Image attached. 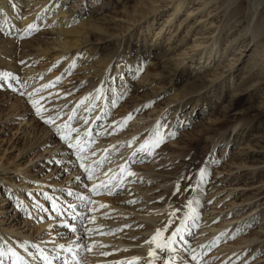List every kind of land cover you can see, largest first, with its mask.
Returning a JSON list of instances; mask_svg holds the SVG:
<instances>
[{
    "label": "rangeland",
    "instance_id": "rangeland-1",
    "mask_svg": "<svg viewBox=\"0 0 264 264\" xmlns=\"http://www.w3.org/2000/svg\"><path fill=\"white\" fill-rule=\"evenodd\" d=\"M66 1L68 4L74 2V0ZM168 1L88 0L86 14L92 18L93 25L87 36L92 39L89 41L90 43H98L102 49L96 58L87 61L89 63L87 68L77 62L72 65L66 64L62 57L56 55L58 48H54L48 43V40L54 36H50L49 33L44 34L43 30L34 28L30 34H22L26 26L21 25V21L18 22L17 29L5 30L0 26V73L10 74L6 81L0 78V209L4 210L0 213V264H13V261H16L17 264H45L44 255L52 263L64 264L61 261L72 260V255H77L78 248L69 254L56 245L57 241L52 242L53 239H56L55 237L58 238L59 232L54 224L55 220L70 212L68 210L64 213L55 212V207H52L48 202L49 199L55 198L56 200L59 197L55 195L56 191L53 190L55 188L62 189L60 194L74 195L71 198L78 196L87 198L83 201L80 198L77 199L75 202H79L76 205L80 206L79 210L76 213L77 209L71 210V214L66 215L68 220H71V215L76 218L81 215L79 223H75L73 229H88V226L98 227L94 224L102 221L105 222L103 224L105 227L99 230L102 232L100 234L102 236L107 230L108 222L111 219H117L118 224L120 222V224L126 225L122 228L125 233L130 234L138 231V234H134V240L137 242H140L141 236L145 234L144 231H139L141 229L139 223L148 221L140 219L139 213L137 215L136 213H134L135 215L129 214V208L134 206L136 209L137 207L136 210L143 213L145 207L158 209L164 203L170 206L171 209L167 210L168 212L163 209L154 211L155 213L169 214L170 212L172 214L167 217L172 219V222L167 226V229H164L162 239L171 236L173 229L183 225L182 234L180 232L174 238L172 246L174 250L170 251L164 247L160 248L159 256L157 254L148 256L150 260H155L154 264H165V261H170V264H264V247H252L255 242H264V2L257 0H187L180 12L173 16L174 20L164 22L167 15L171 13L172 5H168ZM153 7H157V10L148 13L145 18L135 21L138 18V8L152 10ZM227 12H232L233 15H229ZM225 20H228L231 26L228 25L219 33L216 25L225 23ZM180 23L182 24L180 25ZM126 25H130V28L126 29ZM161 27H163L162 31L156 35ZM189 27L193 28L187 31ZM169 30L173 33L170 34ZM255 32L257 33L255 34ZM122 36L130 39L134 55L137 57L138 55L135 53L138 48L142 50L144 44L149 46L155 42L157 48L154 44L152 47H148V50L157 65H162L161 53L164 50L172 52L173 55L176 54L177 58L183 57L178 56L181 51H190L192 55L195 54L192 59L186 55L187 57L180 62L179 68H184L186 71L185 79L180 80V77L176 76L172 89L169 87L173 82L171 83L167 79L165 87L169 88L168 95L161 92L155 98L156 100H143L150 90L145 86L139 87L137 79L133 80L130 87L119 83V79H110L111 74L115 75L119 71V68L113 66V61L108 63L105 70L106 81L89 75L98 65L95 62L98 57L103 61L109 57L111 50L121 51L122 46L119 48L118 43L107 47L106 41L116 42V39H120ZM215 38L217 39L216 43L213 42ZM11 40L16 43L14 45L16 59L10 60L15 69H10L7 59L2 58L3 51L12 47ZM5 41L6 43H4ZM196 42H204L205 52L199 54L195 52L196 47L193 46ZM103 50L104 53L100 55ZM26 58L35 60L36 67L44 68L43 76L48 77L49 80L47 87L33 86L35 80L32 79L24 82L26 68L23 67L25 64L23 60ZM90 65L93 69L90 68ZM163 70L167 71L166 68ZM57 77L59 79H56ZM198 77H206L211 82L210 85L192 93H188L190 88L184 90L186 78L192 80ZM48 80L46 79V81ZM117 81L118 83H116ZM43 82L44 80H41L40 83ZM9 83L12 85L11 88L8 87ZM52 83L55 86H51ZM201 92L213 104L203 113H199L201 112L199 110L198 113L193 111L192 115H189L190 105L186 106L183 111L179 112L178 109L176 113H171L175 104L165 107L170 96H177V99L182 96L189 98ZM29 93H32V100H35V96L39 94L37 103H44V109H52L51 115L57 113V116L52 117L53 120L56 119V124L62 121L68 122L71 115L69 123L72 124V129L86 127L90 123L88 129L92 130L93 135L99 139L95 140L100 143L103 140L109 141L113 131L116 136L123 135L124 140L128 138L130 140L135 136L143 137L137 143L132 142L134 145L129 154L121 152L123 148L119 149V146L113 147L111 154L107 153V149L102 151V146L96 147L93 152L102 151L101 156H104V159L107 158L100 169H95L94 177L97 176L96 180L98 181L91 185L87 172L80 167L78 155L74 154L78 150L71 149L69 157H65V154L61 153V147L68 146L69 143L74 144V140L71 141L72 139L69 138L70 140L58 144L55 152H60V154L56 159L52 158L53 155L49 157L51 152L48 153L44 147L54 144V141L50 143L49 140L46 143L45 139L49 134L45 137L44 134L52 127V124H45L36 115L35 109L29 103ZM102 96L103 100H101ZM74 100H76L75 103ZM113 101H115V106H113ZM72 103L74 105L70 109L69 106ZM145 104L148 107H143ZM162 107L165 108L159 114ZM98 108L97 114L94 115V111ZM157 112L158 114H156ZM129 113H132V118L125 122V117ZM23 115L26 119H22ZM64 116L66 118L62 120L61 117ZM214 116L224 122L223 129H227L226 136L228 138L220 140L223 129L213 128L216 123L212 125L210 117ZM184 117L186 119H182ZM92 118L93 120H91ZM28 119L31 120L30 123H27ZM149 122L154 124L152 128ZM245 122H250L254 128L249 132H244L242 142L233 143V135ZM120 123L124 132L119 131ZM24 129L26 132L23 131ZM135 129H137V133L129 135L128 130ZM52 133L53 136L50 137L54 139L55 129ZM157 133L162 140L158 145L152 146V152V147L150 150L148 149L149 152L148 150H138L144 140H148L150 137L156 139ZM227 139L230 141L226 146ZM112 144L114 143L112 142ZM89 146L90 144H88ZM93 146L94 144H92ZM34 147L36 151L33 152ZM37 154H41V156L38 157ZM119 156L124 159V162L131 165L129 171L137 174H141V170L144 172L147 170L158 171L157 179L159 180L147 179L143 175L126 177L125 174L123 176L125 180L120 178L123 181L121 183L120 180H114L120 177V175L116 176V172L114 177L109 178L111 181L105 182L106 188H100L93 192L92 186L104 182L109 175V173L101 174L106 172L108 167H115L118 164L115 162L107 167L105 165ZM31 158L33 160L30 162ZM239 161H245L251 166L238 167L237 162ZM88 163L91 165L93 160ZM18 168L26 169L35 179L16 172ZM219 168L225 172L222 170L218 172ZM201 169L205 170L203 178H201ZM222 173H225L224 178L234 179L231 181L232 185H228L220 191V195L225 194V196L217 201L215 197L218 196L210 198V195L217 187L214 185H217L218 180H221ZM85 174L87 177L83 176ZM161 177H166V180L162 181ZM225 183L230 182L226 180ZM238 183L240 185L235 186ZM26 184L31 186L28 188ZM134 184H137L136 192L126 188L134 187ZM177 185H179L178 189ZM233 186V191L229 192ZM141 188L148 189V195L151 197L148 199L145 196L142 197V193L139 191ZM21 197L24 198L22 201ZM108 197H111L114 205L120 204L121 208L119 205L105 209V206L102 207L105 203L96 202L98 199L105 200ZM61 200L62 203L65 202L63 199ZM141 201H149L150 206L142 204ZM189 201L192 202L191 208L195 209V213L190 212L187 207ZM233 201L238 204L234 208L244 206L245 209L237 211L229 206L226 207ZM75 202H70V204ZM179 202L182 203V206L175 207V204ZM159 205L160 207H158ZM31 206L33 207L31 208ZM114 209L116 210L113 211ZM179 210L181 213H178L177 216ZM247 210H251L250 213H246L239 220L231 221V223L224 220L222 223L223 219H229L237 214H245ZM121 212H124L125 217L121 216ZM126 216H133L136 219L125 221L123 219H127ZM209 222H212L213 225L221 224L222 227L218 233L210 235L205 240L206 242L211 239L212 244L210 245L209 241L206 247L202 248V243L200 245L199 241L197 242L200 236L197 237L198 233L195 228L210 226ZM179 224L182 225L179 226ZM233 224L236 226L234 229L230 228ZM187 227L189 229H186ZM207 230L210 231L205 229L204 232L207 233ZM8 231H11V241H17L28 251V256L24 255L23 250L13 251L17 245L9 243L5 239V234ZM19 232H21L20 235ZM27 233H30L35 239L38 238L40 244H36L33 238L24 239L23 235ZM69 234L72 235V232ZM125 235L127 234H124L123 237H126ZM93 238L89 242L93 244L94 240L93 245L101 241ZM79 244L84 246V241ZM114 244V242H110V245ZM138 245L142 246V244ZM38 246L39 248H37ZM154 246L157 247L156 243ZM233 247L234 249L231 250L230 248ZM243 247H245L244 251L240 250ZM93 248L99 249L96 246ZM9 249L12 251L10 252ZM121 249L122 247L116 248L111 254H125L126 251L122 249V252ZM44 250H49L51 253H45ZM95 252L92 250L90 253L93 255ZM198 252L203 256L199 258ZM193 254L196 255V260H192ZM156 256L157 258H155ZM89 258L85 248L78 258L76 257L77 260L82 261V264H90ZM72 263L74 264L73 260ZM132 264L140 263L133 262Z\"/></svg>",
    "mask_w": 264,
    "mask_h": 264
},
{
    "label": "bare ground",
    "instance_id": "bare-ground-1",
    "mask_svg": "<svg viewBox=\"0 0 264 264\" xmlns=\"http://www.w3.org/2000/svg\"><path fill=\"white\" fill-rule=\"evenodd\" d=\"M186 1L187 0H169L168 5H172L171 6V13L169 15H167L164 22H171L172 20H174L175 17H173V16L174 15L176 16L180 12L181 8L185 5V3H187ZM257 1L264 2V0H257ZM254 2L256 4V1H254ZM87 10H88V0H74L73 4H68V2L66 0H0V26H2V28L5 30L17 29V26H18L17 24L19 21H21L22 22L21 25L26 26V28L24 27L25 30L22 34H27V33L30 34L32 29H34V28H36L37 30H43L44 34L49 33L50 36H54V38H52L51 40H48L49 41L48 43L51 44V46H53L54 48H58V52L56 55H59L60 58L62 57L65 60L66 64L72 65L75 62H77L80 65L83 64L82 66L84 68H87L89 66V63H87V61L91 58H96L98 56V52L100 51V49H102V47H100L101 45H99L98 43H90L89 42L92 39H90V37L87 36V34L89 33V30L91 29V27L93 25V20L90 16H87V14H86ZM153 10L156 11L157 7H153L152 10L151 9L149 10V9L138 8L137 9L138 18L135 19V21H138L142 18H145L148 13L154 12ZM22 12H24V13H22ZM227 13H229V15L232 14V12H227ZM29 24H33L35 27L32 28L31 30H29V29H27V25H29ZM181 24L182 23H180V25ZM257 24H259V23L257 22ZM228 25H229V21L225 20V23H223V24L218 23L216 25V29H218L219 33H220ZM229 26H231V25H229ZM125 27H127L126 29H128V28H130V25H126ZM191 28H193V27H189L187 31H190ZM162 29H163V27L160 28V30L157 32L156 35H158L162 31ZM18 31H19V29H18ZM258 32H260V31L258 30ZM169 33L171 34L173 32L169 30ZM256 33L257 32H255V34ZM40 34H41V32H40ZM255 34H254V38L256 37ZM84 36H86V37H84ZM13 40H11L12 47L11 48L8 47L9 48V49L7 48L8 50L7 49L4 50L3 56H2V58L7 59L8 67H10V69H15V67L12 66L14 64L11 65V63H10V60L16 59L15 55H14V51H15L14 45L16 43ZM213 42L216 43L217 39L215 38ZM4 43H6V41ZM117 43H118L119 48L122 46L121 51H118V49L111 50V53L109 52V54H110L109 57L103 59V61L100 60V57H98L97 60L95 61L98 63V65L96 67H94L93 71H91L90 73L88 72V73L91 76H95V78L104 79V81H106L105 70L107 68L108 63L113 61L112 62L113 66L115 68H119V71L115 75L111 74L110 79L111 80H118L119 79L118 80L119 83L125 85V87L126 86L130 87V84H132L133 80L137 79V81H139V82H137L140 85L139 87L145 86V87H148V89L150 90L149 94H147L143 97V100H154L158 95H160L161 92L162 93L165 92V95H168L170 93L169 88L170 89L173 88L172 86L174 84L176 76L180 77L179 78L180 80L185 79L186 71L184 68L183 69L179 68L180 62L183 61L187 57L186 55H188L189 58H191V59L194 58V56H195V54L192 55L190 53V51H183V52L181 51L180 55H178V56H183V57L177 58L176 54L173 55L172 52H170L168 50H164L161 53V58L163 59L162 65L161 64L157 65V63H155L153 61L154 58L152 57L150 51L148 50V47L150 48L154 44H155V47L157 48V44L155 42L152 43L153 45H149V46L144 44V48L142 50H139V48H138L136 53H135L136 55H138V57L134 55V48L130 44V39L126 36H122L120 39L117 38L116 42H110V40H108V41H106V46L108 47V46H111V45L117 44ZM203 44H204V42H198V43L196 42V44L193 46V47H196V49H194V50L197 54L205 52L206 49H205V47H203ZM214 45H216V44H214ZM98 47H99V49L97 50ZM212 51H213V47H212ZM103 53H104V50L101 52L100 55H102ZM23 63H25L23 67L26 68V71L24 72L25 73L24 78H23L24 82L25 81L27 82L31 79L35 80L33 82V86H37V87H45V85H47L49 83L48 77L43 76V74H44L43 69L44 68L42 66L36 67V65H35L36 61L35 60L34 61L28 60L26 58L23 60ZM91 65H90V68L93 69V67ZM163 68H166L167 71L165 72L163 70ZM46 79L48 81H46ZM167 79L169 82H171V83L173 82L169 88L165 87V82ZM41 80H44V82L40 83ZM187 80H188V82H187ZM118 81L116 83H118ZM210 83L211 82L209 80H207L206 77H198V78H195L192 80H191V78H186V81L184 82V85H185L184 90H186L187 88H190V91L188 93L196 92L199 89H203V88L208 87L210 85ZM51 86H55V84L52 83ZM132 86H134V85H132ZM35 97H36L35 98V101H36L37 98L39 97V94H37V96H35ZM103 99H104V97L102 96L101 100H103ZM75 102H76V100H74V103ZM74 103H72L69 106L70 109L73 108ZM173 104H175V106H174V110L171 113H176V111L178 109H179V112L183 111V109L186 106L190 105L191 106V109H190L191 112L189 113V115H192L193 111H196L197 113L199 110H201V112H199V113L205 112L207 109H209V107L212 103L206 97V95L201 92L200 94L192 95L189 98H185V96H182L179 99H177V96L168 97V100L165 103V107H167L169 105H173ZM38 106L41 107V109H42L43 117H45V118L51 117L52 118V117L57 116V113L54 115H51L52 109H44V107H43L44 103L38 104ZM212 106H213V104H212ZM165 107L161 108V110L159 111V114L162 112V110ZM98 110H99V108L94 111V115L97 114ZM68 114H70V113H68ZM156 114H158V112ZM70 117H72V115ZM65 118H66V116H64L63 118L61 117L62 120H64ZM173 118L175 119V116ZM22 119H26V117H24V115H23ZM182 119H186V117H184ZM57 120H58V118H57ZM69 120H68V122H65V121L60 122L59 121L60 122L59 124L55 123L56 119L53 120L52 127H50L45 132L44 137L49 134L48 138H46L45 141H46V143H48L49 140H50V143L52 141H54V144L47 145L44 148H45V150L48 151V153L51 152V155L49 157H51L53 155L52 158L56 159V157L60 154V152L59 153L55 152V148L58 144L62 143L64 140H61L60 136L56 132L54 133V139L51 138L50 136H53L52 131L55 129V126H59L61 124V128H63V126L65 124H67L68 129L66 131H68L69 138L72 139L71 141L74 140V142H75L74 144H76L77 138H79L80 146L83 148V152L80 153V155H82L83 157H85V155H88V157H85L86 159L83 161H86L85 163L89 164L88 161L93 160V163H91V166L93 165V169H94L93 178L89 181L91 185L93 183H97V181H98V180H96L98 177L97 176L94 177L95 169L96 168L100 169L102 167V163H104L105 159L107 158V157H105V159H104V156H101L102 151H105L107 149V153L111 154L113 151V147L119 146V149L123 148V150H121V152H126L127 154H129L133 145H134V144H132L131 146L128 145V141H130L132 139L129 140V138H128L127 140H124L123 135L116 136V135H114L115 134L114 131L112 132L113 135L111 133L110 140L108 139L109 141L103 140V142L100 143L98 141L99 139L93 135L92 130L88 129L90 127V123H88L86 127H81V128L77 127L75 129V131H70L73 126H72V124L69 123ZM91 120H93V118ZM210 120H211L210 122L212 123V125L216 123L213 127L215 129L219 130V129H223L225 127V126H223L224 122L217 116H214L212 118L210 117ZM30 121L31 120L28 119L27 123H30ZM19 122H21V120H19ZM117 123H118V121H117ZM149 125L152 128L154 124L152 122H149ZM93 126H94V124H93ZM118 127H119V131H121L123 128L121 123L118 125ZM253 128H254V125L251 124L250 122H245L242 125H240V128L238 129V131L236 130L237 131L236 134L233 135V139H232L233 143L242 142L243 138H244V132L245 131L249 132ZM235 129H237V128L235 127ZM206 130H208V129H206ZM23 131L26 132V129H24ZM136 131H137V129L128 130V133H129V135H132ZM122 132H124V130H122ZM214 132H215V130H214ZM211 135H213V134H211ZM226 135H227V129H223L220 140H224V139L228 138V136H226ZM197 136L199 137V135H197ZM142 137L143 136H140V137L135 136V140L133 141V143L139 142V140ZM40 138H42V137H40ZM96 138L98 140H95ZM151 139L152 138L150 137L148 140H151ZM91 141H93V142H91ZM229 141H230V139L229 140L227 139L226 146H227ZM112 142L114 144H112ZM88 144H90L89 147H88ZM92 144H94L93 147H92ZM98 146H102V148H103L102 151L93 152L94 149ZM90 147H91V149H90ZM153 147L151 148V152H152ZM249 147H250V145H249ZM249 147H247V148H249ZM149 150H150V148H149ZM149 150H148V152H149ZM34 151H36L35 147L33 148V152ZM243 151H244V149H243ZM70 152H72V150L67 145H63L61 147V153L65 154V157H69ZM74 154L76 155L77 151H75ZM37 155H38V157L41 156V154H37ZM118 155H120V153H118ZM32 160H33V158L30 159V162ZM78 161L81 164L82 160L79 159ZM97 162H99V163H97ZM115 162H117L118 165H116L115 167H110V168L108 167V169L106 168L107 169L106 172L101 174V175H107L109 173L108 177L106 178V180L104 182L111 181V179H109V178L114 177V174L116 172H117L116 176L120 175V177L118 176L119 178L118 179L115 178L114 180H116V181L120 180L121 175H122L121 170H120V165L125 164L124 159H122V157H120V156L117 157V159L110 161L105 166L107 167L109 165H113V163H115ZM130 166L131 165L127 163V170L128 171H129ZM237 166L238 167H240V166L250 167L251 165L247 164L245 161L244 162L239 161V162H237ZM220 170H222V169L219 168L218 172H220ZM253 171H256V170H253ZM16 172H20L25 177L35 179V177L32 176L26 169L18 168L16 170ZM110 172H111V174H110ZM157 172L158 171H154V170L153 171L147 170L145 172L141 170V174H137L135 172L134 176L138 177V175L139 176L143 175V176H146L147 179L155 178V180L157 181V180H159V179H157V177H158ZM223 172H225V171H223ZM229 172H230V169H229ZM224 174L225 173H222V175L219 174L221 180L220 181L218 180V183H216L217 185H214L217 187L213 190L214 192L210 195V198L213 196H218L217 198L215 197V199H217V201H220L222 199V197L225 196V194L220 195V191L223 190L224 188H226L228 185L233 184V183H231V181L234 178H224L225 177ZM124 175L125 174H123V176ZM83 176L87 177L86 174ZM126 177H128V176L126 175ZM160 179L162 181L163 180L165 181L166 177H163V178L161 177ZM195 179H197V178H195ZM124 180H125V178H124ZM136 180H138V179H136ZM170 180H171V178H170ZM226 180H228V182H230V183H225ZM120 182L123 183V181H121V180H120ZM133 183H135V182H133ZM169 183H170V181H169ZM191 184H189V185H191ZM134 185H135L134 187H126V188L127 189L129 188V190L132 189L133 191H135L137 184H134ZM237 185H240V184L239 183L235 184V186H237ZM13 186H14V183H13ZM26 186L29 188L31 185L26 184ZM132 186H133V184H132ZM232 189H234V186H233V188H231L229 190V192L233 191ZM53 190L56 191L55 195H57L59 197L56 200H55V198L49 199L48 202H50L52 207H54L53 205L55 204V212L58 211V212L64 213V211L68 210L70 212L69 213L67 212L66 213V215H67V214H71V210L77 209L75 211V213L79 210L80 206H76L77 204H79V202H75L77 199L80 198L79 196L77 198H75V197L71 198L74 195H72V196L67 195V194L65 195V193H63L64 195L60 194L62 189L55 188ZM147 190L144 188H141L139 190L142 193L141 194L142 197L145 196L146 199L151 197V196L149 197V195H148L149 190L148 191ZM18 193H20V191H18ZM171 194H172V192H171ZM68 198H70V199H68ZM23 199L24 198H22V197L20 198L21 201ZM61 199H63V201H65V202L62 203ZM125 201H127V200H125ZM70 202H75V203L70 204ZM96 202L105 203V205H106L104 207L105 209L110 208L112 206L116 207V206L120 205V204L114 205L111 197H108L105 200L104 199H98ZM132 202H133V200H132ZM141 202H142V204L144 203L147 206H150V204L148 203L149 201L148 202L141 201ZM60 203H61V205H60ZM70 205H72L73 207H69ZM236 205H238L237 202L233 201V202L227 204L226 207L229 206V207L233 208V210H237V211L238 210L242 211L245 209L244 206H241L239 208H234ZM180 206H182V203H180V202L175 204V207H180ZM32 207L33 206H31V208ZM158 207H160V205ZM120 208H121V205H120ZM253 208H254V206H253ZM129 209H130L129 214L132 215V213L133 214L136 213V215H137V213H139L140 215H143V216H140L138 214L139 215L138 217L140 219L148 221L147 223H145L144 221H141L139 223V225L141 226V229L139 231L145 232V234H143L141 236L140 242H137L136 240H134V234H136V233L138 234V231L130 233V234L125 233L122 228L125 227L126 225H122V224H120V222L118 224L117 219H111L108 222L109 225H107L108 226L107 230H106V232H104V234L102 236L100 235L102 232L99 231L101 228L105 227V225H103L105 222H102V221L96 222L94 224V225H97L98 227L88 226L87 227L88 229H86V228L85 229L83 228L82 230H81V228L80 229H73V226L75 225V223H79L78 221H80L81 215H78L77 218L75 216L71 215L70 216L71 220H68V217H66V215H64V217L60 216L58 220H55L54 224L57 226L56 229L59 232H58V238L55 237L56 239H53L52 242L57 241L56 245H58V246L64 245L65 248L71 246L73 248V251H74L77 243L84 241V246L78 248L77 253L75 252L77 254L76 255L77 258L79 256V254L82 253V250L84 248H86L88 245H91V250L86 251L87 257L88 256L90 257L88 259L90 264H125V263L126 264L127 263L132 264L133 262H139L140 264H154L155 260H150L148 258L149 251L151 250L153 254H157V255L158 254L160 255L161 251H160V248L154 246L155 242H151V237L154 235L156 229H164L165 225L168 226L172 222V219L167 218V217H169L170 212H169V214L168 213H164V214L155 213L156 212L155 210L157 208L150 209V207L149 208L145 207V210L143 211V213H142V211L136 210L137 207L135 209L134 206L129 208ZM159 209H163L164 211H167V210L169 211V209H171V207L167 206L166 203H164L163 205H161V208H158L157 210H159ZM115 210L116 209H114L113 211H115ZM3 211H4L3 208H1L0 213H2ZM249 211H251V210L245 211V214L241 213L242 215H238L236 213L237 215H234V216L230 217L229 219H223L222 223L224 222V220H226L228 223H231V221L239 220L243 215H246V213H250ZM121 213H122L121 216L125 217L124 216L125 214H123L124 212H121ZM178 213H181V210H179V212H177V216H178ZM127 214H128V212H127ZM126 217H127V219H123V220L126 221L128 219H132V218L134 219L135 218L133 216H126ZM50 222H53V221H50ZM180 225H182V224H179V226ZM208 225H210V226L206 225L205 227H200V229H199V227L195 228L196 232L198 233L197 237L200 236L199 239L197 240V242L199 241L200 245L202 243V248L206 247V245L209 243V241L211 239H209L206 242H205V240L210 235L213 236L216 233H218V231L222 227L221 224L213 225L212 222H209ZM182 226H180V227L183 228ZM189 227H191V226H189ZM189 227H187L186 229H189ZM235 227H236L235 224L230 226V228H232V229H234ZM205 229H209L210 231L207 230V233H205L204 232ZM232 229H230V230L232 231ZM71 232H72V235L69 234ZM109 232H111V234H109ZM10 234H11V231H8L7 234H5L6 235L5 239L7 241H9V243H12V244L14 243L17 245L16 248L13 249V251L23 250L24 255L28 256V254H27L28 251L25 250L22 246H20V244H18L17 241H13V242L11 241V235ZM18 234L20 235L21 232H19ZM124 234H127V235H125L126 237H123ZM181 234H182V231H181ZM225 235H228V234H225ZM23 237H24V239L25 238H33L30 233L24 234ZM246 237L248 238V235ZM51 238H50V240H51ZM92 238L93 239L96 238V239L101 240V241H99V242L96 241L97 243L95 245H93L94 240H93V244L89 243L90 239H92ZM257 238H260V237H257ZM33 239H34L36 244H40V240L38 238L37 239L33 238ZM64 239H66V241L63 242ZM137 240H139V239H137ZM110 242H114L115 244L110 245ZM203 242H205V243L203 244ZM138 244H142V246H139ZM211 244H212V241H210V245ZM39 246L37 248H39ZM95 246H96V248L99 247V249L93 248ZM119 247H122V249H124L126 251V253L125 254L120 253L121 255H115L114 253H113L114 255L111 254V252H113L114 249L119 248ZM235 247H236V245H235ZM252 247L253 248H257V247L263 248L264 242H261V241L255 242L254 246H252ZM244 248L245 247H243L240 250L244 251ZM122 249H121V251H122ZM230 249L232 250V249H234V247L230 248ZM92 250L96 251L95 254H93V255H91V253H90ZM62 251H63V249H62ZM44 252L45 253H51V251H49V250H44ZM197 255H199V258H200V256L201 257L203 256V255H200L199 252L197 253ZM205 255H207V254H205ZM247 256H248V254H247ZM59 258H60V256H59ZM122 258H124V259H122ZM155 258H157V256ZM122 262H124V263H122ZM57 263H60V262H53L52 264H57ZM61 263H64V262L61 261ZM69 264H73L72 260H69Z\"/></svg>",
    "mask_w": 264,
    "mask_h": 264
},
{
    "label": "snow or ice",
    "instance_id": "snow-or-ice-1",
    "mask_svg": "<svg viewBox=\"0 0 264 264\" xmlns=\"http://www.w3.org/2000/svg\"><path fill=\"white\" fill-rule=\"evenodd\" d=\"M34 27L35 26L33 24H29L27 26V29L31 30ZM9 75H10L9 73H0V78H3V80L6 81L8 79V76ZM13 79H16V78L13 77ZM56 79H59V77H57ZM8 87L11 88L12 85L9 83ZM45 87H47V85H45ZM21 94L23 95V93H21ZM28 96H29V103L35 109L36 115L38 117H40L45 124H53V119L51 117L45 118V117L42 116V109H41V107L38 106L37 101L31 99L32 93H29ZM113 106H115V101H113ZM143 107H148V105L145 104V105H143ZM135 111H138V110H135ZM131 118H132V113H129L125 117V122L127 120H130ZM69 119H71V117H69ZM67 129H68L67 124H65L63 126V128H61V126H55V132L60 136V139L61 140L67 141L69 139L68 131H66ZM70 131H75V129H71ZM134 140H135V137H133L132 140L128 141V145L131 146L132 145V142ZM161 140H162V138L159 136V133H157L156 134V139L145 140L139 146V149L138 150H148L152 146L158 145L161 142ZM68 147L70 149L75 148V149L78 150V152H77L78 159H81L82 161L86 159L85 157H83L82 155H80V153L83 152V148L80 146L79 138H77V143L76 144L69 143L68 144ZM97 163H99V162H97ZM80 167L83 168L87 172L88 179L91 180L93 178V171H94V169L92 168V166L89 165V164H87V163H85V162H82L80 164ZM120 170H121V173H122L121 179H123V174H126L127 176H134L135 175V173L127 170V162H125V164H121L120 165ZM200 171H201V178H203V176L205 175V170L204 169H201ZM77 179H79V177H77ZM106 187H107V184L102 181L99 184H94L92 186V191L95 192V191H97V189L106 188ZM178 188H179V185H177V189ZM80 199L83 201V200H86L87 198L84 197V196H81ZM191 203L192 202L189 201L187 207H189L190 212L195 213V209L191 208ZM53 206L55 207V204ZM104 206H106V205H102V207H104ZM69 207H73V206L70 205ZM170 215H172V214H170ZM164 229H167V225L164 226ZM164 229H156L154 235L151 237V242H155L156 243V246L158 248L167 247L170 251H172V250H174L173 247H172L173 246V243H174V238L177 236L178 233H180L182 231V228L181 227H176L174 229V231H172L171 236H168V237H165V238L162 239V234H163ZM59 247H61L62 249H64V251L67 252V253H69V254H72L73 253V248L71 246L65 248L64 245H60ZM80 247H83V246L80 245L79 243H77L76 248H80ZM85 250L86 251H90L91 250V245H88L85 248ZM9 251L11 252L12 250L9 249ZM152 254L153 253L150 250L149 251V256H151ZM13 255H16V254L13 253ZM42 255H43V253H42ZM43 258H44L45 264H52V261H50L46 255H44ZM72 260H73L74 264H82V261L77 260L75 255H72ZM192 260H196V255L195 254L192 255ZM13 264H17V262L16 261H13ZM64 264H69L68 259H65ZM165 264H170V261H165Z\"/></svg>",
    "mask_w": 264,
    "mask_h": 264
}]
</instances>
